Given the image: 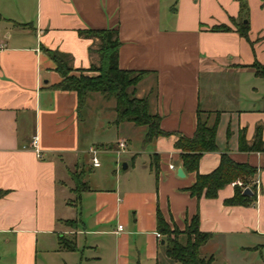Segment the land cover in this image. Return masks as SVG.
<instances>
[{"label": "crops", "instance_id": "0c3cea01", "mask_svg": "<svg viewBox=\"0 0 264 264\" xmlns=\"http://www.w3.org/2000/svg\"><path fill=\"white\" fill-rule=\"evenodd\" d=\"M85 28L118 31L119 66L148 71L136 94L168 133L145 143V125L115 122L113 95L91 91L78 108L76 91L55 85L49 51L67 55L70 73H98L88 67L99 63L100 37ZM0 43V264H179L161 241L159 211L181 230L198 213L210 232L200 253L213 264L258 247L264 148L242 149L240 138L253 143L259 127L264 147V74L250 65L264 63V0H0ZM199 115L218 118L217 148L202 153L199 172L213 170L223 151L257 166L241 185L256 190L253 203L225 201L235 180L213 197L191 193L196 173L175 142L193 135ZM110 150L130 153L120 169L105 157ZM75 173L87 185L77 197Z\"/></svg>", "mask_w": 264, "mask_h": 264}, {"label": "trees", "instance_id": "16d2710c", "mask_svg": "<svg viewBox=\"0 0 264 264\" xmlns=\"http://www.w3.org/2000/svg\"><path fill=\"white\" fill-rule=\"evenodd\" d=\"M215 27H227L217 25ZM85 35H97L100 37L99 63H92L88 68L98 70L97 74H85L80 72L75 75L70 73V65L67 62V55L60 51H49L55 62V68L61 78L55 84L59 88L74 89L77 94L78 108L82 107L91 91H100L106 95H114L116 98L117 115L115 122L132 120L137 125H145L144 142L147 143L159 134H166L160 125L161 117L150 109L149 99L146 96L136 94L137 84L148 72L145 69L123 68L118 63V51L120 38L118 31L112 28H85L80 29ZM246 34V30L242 31ZM255 67L256 73L264 74V63L257 59L250 63ZM218 118L209 124L198 116L197 126L192 136L180 135L176 140V146L181 148L182 162L185 168L195 171L196 179L189 189L192 194L201 196L204 193L213 197L225 184L238 178L242 179L243 185L249 182L250 176L257 171V166L248 162H240L233 159L228 152L223 151L218 165L211 171L201 173L198 170L199 159L206 150L217 148L216 130ZM240 147L242 149H262L261 131L259 127L255 134V141L248 144L241 133ZM76 197L80 190L87 187L82 180L81 173L74 174ZM257 198L256 190L253 193H244L241 185L236 184L234 194L227 198V203H253ZM158 227L164 234L165 251L179 264H213L214 256H204L200 253V246L209 237L210 232L199 228V214L192 216L185 229L172 228L163 215L158 213ZM181 232L187 233V239L182 242L179 238ZM64 242L63 238L60 239ZM63 245L72 247V244Z\"/></svg>", "mask_w": 264, "mask_h": 264}, {"label": "rangeland", "instance_id": "374dc122", "mask_svg": "<svg viewBox=\"0 0 264 264\" xmlns=\"http://www.w3.org/2000/svg\"><path fill=\"white\" fill-rule=\"evenodd\" d=\"M79 73L80 71L79 72L77 71L74 74L77 75ZM132 146L133 148L134 147L138 148L136 142H133ZM107 155H109L110 158L112 156L113 161H115V159L118 158L119 169H120L122 167V163L124 162L122 158L125 159L127 156L129 157L130 153L128 154V152H123L118 155V153H116L114 150H110L108 151L107 154H105V157ZM99 156L101 158L100 153ZM260 233L261 234H258L257 236L260 238V244L258 245L257 248L245 249L242 251L230 250V252L228 253V259H225V261L223 260V264H264V231H260Z\"/></svg>", "mask_w": 264, "mask_h": 264}, {"label": "built area", "instance_id": "2783aa9c", "mask_svg": "<svg viewBox=\"0 0 264 264\" xmlns=\"http://www.w3.org/2000/svg\"><path fill=\"white\" fill-rule=\"evenodd\" d=\"M1 47H2V43H0V48ZM29 146L32 147V149L35 151L36 155H38V156L41 155V149L39 147L37 133L31 134L30 141H29ZM126 146H127V139L126 138L123 137V138H121V139L118 140V149L119 150L124 151L126 149ZM89 149L92 152H95L96 151V149L95 148H92V147H90ZM91 161H92V164H94V165H98L100 163V160H99V158H98V156L96 154L92 155ZM170 166L171 167H174V164L173 163H170ZM234 182H237L238 184L243 185V181L240 178L236 179ZM119 226L122 227V224H119ZM160 234H161L160 232H157V235L158 236H160Z\"/></svg>", "mask_w": 264, "mask_h": 264}, {"label": "water", "instance_id": "95a60500", "mask_svg": "<svg viewBox=\"0 0 264 264\" xmlns=\"http://www.w3.org/2000/svg\"><path fill=\"white\" fill-rule=\"evenodd\" d=\"M177 172L180 175H184V169H183V167L182 166H179L177 168ZM243 191H244V193H251V188L249 186H246ZM161 241L164 242L165 241V238H162Z\"/></svg>", "mask_w": 264, "mask_h": 264}]
</instances>
